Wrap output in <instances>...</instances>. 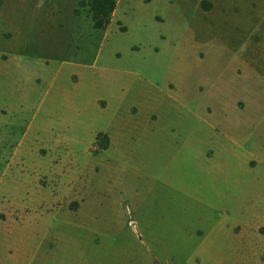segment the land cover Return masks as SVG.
<instances>
[{
    "label": "rangeland",
    "instance_id": "obj_1",
    "mask_svg": "<svg viewBox=\"0 0 264 264\" xmlns=\"http://www.w3.org/2000/svg\"><path fill=\"white\" fill-rule=\"evenodd\" d=\"M87 1L0 0V264H264V0Z\"/></svg>",
    "mask_w": 264,
    "mask_h": 264
},
{
    "label": "trees",
    "instance_id": "obj_2",
    "mask_svg": "<svg viewBox=\"0 0 264 264\" xmlns=\"http://www.w3.org/2000/svg\"><path fill=\"white\" fill-rule=\"evenodd\" d=\"M86 5L90 10L92 26L101 29L109 23L116 2L115 0H88Z\"/></svg>",
    "mask_w": 264,
    "mask_h": 264
},
{
    "label": "crops",
    "instance_id": "obj_3",
    "mask_svg": "<svg viewBox=\"0 0 264 264\" xmlns=\"http://www.w3.org/2000/svg\"><path fill=\"white\" fill-rule=\"evenodd\" d=\"M115 2H116V6H115V8H114V10H113V12L111 13V15H113L114 14V12L117 10V8H118V0H115Z\"/></svg>",
    "mask_w": 264,
    "mask_h": 264
}]
</instances>
